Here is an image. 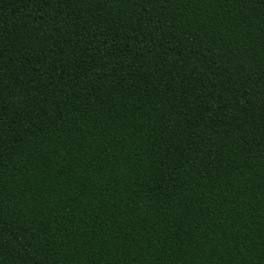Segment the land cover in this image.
<instances>
[{
    "label": "trees",
    "instance_id": "16d2710c",
    "mask_svg": "<svg viewBox=\"0 0 264 264\" xmlns=\"http://www.w3.org/2000/svg\"><path fill=\"white\" fill-rule=\"evenodd\" d=\"M0 264H264V0H0Z\"/></svg>",
    "mask_w": 264,
    "mask_h": 264
}]
</instances>
